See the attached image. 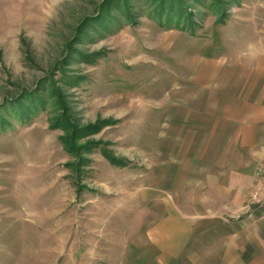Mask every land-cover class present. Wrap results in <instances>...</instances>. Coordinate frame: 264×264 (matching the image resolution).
Masks as SVG:
<instances>
[{
  "label": "rangeland",
  "instance_id": "obj_1",
  "mask_svg": "<svg viewBox=\"0 0 264 264\" xmlns=\"http://www.w3.org/2000/svg\"><path fill=\"white\" fill-rule=\"evenodd\" d=\"M174 1L176 27L152 0H0V264H196L191 108L264 54V0Z\"/></svg>",
  "mask_w": 264,
  "mask_h": 264
},
{
  "label": "crops",
  "instance_id": "obj_2",
  "mask_svg": "<svg viewBox=\"0 0 264 264\" xmlns=\"http://www.w3.org/2000/svg\"><path fill=\"white\" fill-rule=\"evenodd\" d=\"M228 75L225 91L205 97L202 109L197 103L191 108L188 167L194 183L187 194L195 191L194 204L204 215L184 227H197L193 263L264 264V219L248 206L255 171L264 166V54L247 56Z\"/></svg>",
  "mask_w": 264,
  "mask_h": 264
},
{
  "label": "trees",
  "instance_id": "obj_3",
  "mask_svg": "<svg viewBox=\"0 0 264 264\" xmlns=\"http://www.w3.org/2000/svg\"><path fill=\"white\" fill-rule=\"evenodd\" d=\"M152 1H153V5L155 6L159 5V8L161 9V10L160 9L154 10L152 14H157V15L151 16L155 18L159 24L169 26V27H176L180 24L179 21H183L182 16L189 15L186 12V10L183 9V7H181L184 10V12L182 13V9H180L179 3L174 0H172L171 2H166V3L163 0H152ZM108 4L112 5V3H108ZM108 4L106 5L105 10ZM125 4L127 5V3ZM165 7H168V8H165ZM112 9H115L114 6L111 8V10ZM125 10H128V9H123V11ZM109 15L111 14H106V16L110 17Z\"/></svg>",
  "mask_w": 264,
  "mask_h": 264
},
{
  "label": "built area",
  "instance_id": "obj_4",
  "mask_svg": "<svg viewBox=\"0 0 264 264\" xmlns=\"http://www.w3.org/2000/svg\"><path fill=\"white\" fill-rule=\"evenodd\" d=\"M255 179L257 183L248 198L249 208L254 209L264 219V166L256 169Z\"/></svg>",
  "mask_w": 264,
  "mask_h": 264
}]
</instances>
